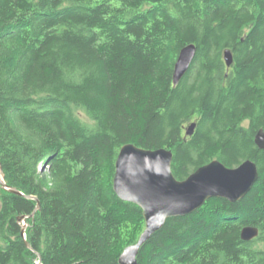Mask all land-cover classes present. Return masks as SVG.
I'll return each instance as SVG.
<instances>
[{"label": "trees", "instance_id": "obj_1", "mask_svg": "<svg viewBox=\"0 0 264 264\" xmlns=\"http://www.w3.org/2000/svg\"><path fill=\"white\" fill-rule=\"evenodd\" d=\"M187 44L196 54L173 87ZM260 130L264 0H0V164L23 194L0 188V264H118L144 229L112 189L126 144L171 151L177 180L213 160L249 159L259 174L236 203L211 198L168 219L137 264H264ZM24 196L39 203L32 218ZM247 226L259 232L249 242Z\"/></svg>", "mask_w": 264, "mask_h": 264}, {"label": "water", "instance_id": "obj_2", "mask_svg": "<svg viewBox=\"0 0 264 264\" xmlns=\"http://www.w3.org/2000/svg\"><path fill=\"white\" fill-rule=\"evenodd\" d=\"M196 54L194 44L182 47L177 55L172 71V85L175 87L187 73ZM226 68L232 64L229 50L223 52ZM195 123L185 131L191 136ZM255 145L264 151V132L259 131L254 138ZM172 153L165 148L146 150L132 144L123 145L115 161L112 189L122 201L133 203L142 210L144 229L136 243L124 248L118 264H137V255L141 247L170 218L184 217L198 210L211 198L224 199L236 203L243 199L258 180L256 164L247 159L236 167H227L219 160H213L191 173L184 180H177L171 171ZM0 188L9 193L23 196L18 190L9 187L4 181L0 164ZM36 201V207L30 215L39 210V203L33 196H24ZM26 217H18L22 223L21 235L25 240ZM256 227L247 226L241 230L240 237L249 242L258 236ZM28 248H31L26 242ZM40 257L38 256V262Z\"/></svg>", "mask_w": 264, "mask_h": 264}, {"label": "rangeland", "instance_id": "obj_3", "mask_svg": "<svg viewBox=\"0 0 264 264\" xmlns=\"http://www.w3.org/2000/svg\"><path fill=\"white\" fill-rule=\"evenodd\" d=\"M75 114L79 118V120L88 127H93V122L84 114V112L80 109H75ZM45 166L41 169L44 170Z\"/></svg>", "mask_w": 264, "mask_h": 264}]
</instances>
